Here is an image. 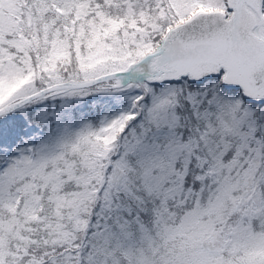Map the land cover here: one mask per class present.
<instances>
[{
  "label": "snow or ice",
  "instance_id": "1",
  "mask_svg": "<svg viewBox=\"0 0 264 264\" xmlns=\"http://www.w3.org/2000/svg\"><path fill=\"white\" fill-rule=\"evenodd\" d=\"M0 264H264V0H0Z\"/></svg>",
  "mask_w": 264,
  "mask_h": 264
}]
</instances>
